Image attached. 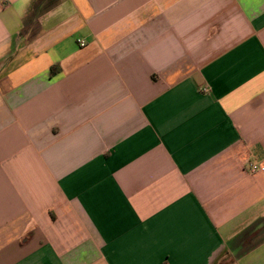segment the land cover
Listing matches in <instances>:
<instances>
[{
	"label": "crops",
	"instance_id": "crops-1",
	"mask_svg": "<svg viewBox=\"0 0 264 264\" xmlns=\"http://www.w3.org/2000/svg\"><path fill=\"white\" fill-rule=\"evenodd\" d=\"M249 161L264 0H0V264H264Z\"/></svg>",
	"mask_w": 264,
	"mask_h": 264
},
{
	"label": "built area",
	"instance_id": "built-area-1",
	"mask_svg": "<svg viewBox=\"0 0 264 264\" xmlns=\"http://www.w3.org/2000/svg\"><path fill=\"white\" fill-rule=\"evenodd\" d=\"M81 47H85L86 43L82 40L78 41ZM205 92H208V89L204 90ZM247 168L249 173L251 174H257V173H263L264 172V166L263 165H259L257 163H254L252 161H249L247 164Z\"/></svg>",
	"mask_w": 264,
	"mask_h": 264
}]
</instances>
